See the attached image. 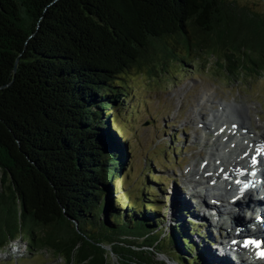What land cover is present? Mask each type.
Here are the masks:
<instances>
[{"label":"trees","instance_id":"1","mask_svg":"<svg viewBox=\"0 0 264 264\" xmlns=\"http://www.w3.org/2000/svg\"><path fill=\"white\" fill-rule=\"evenodd\" d=\"M168 42L226 79L264 75V16L234 2L0 0V249L20 240L65 264H194L189 219L165 226L153 195L128 208L113 185L129 166L112 129L125 77L152 74Z\"/></svg>","mask_w":264,"mask_h":264},{"label":"rangeland","instance_id":"2","mask_svg":"<svg viewBox=\"0 0 264 264\" xmlns=\"http://www.w3.org/2000/svg\"><path fill=\"white\" fill-rule=\"evenodd\" d=\"M226 1L264 16V0ZM178 48L181 47L169 42L168 47L158 46L153 51L152 61L155 67L152 74L147 71L142 74L132 72L125 77V82L130 87L129 98L124 103L127 111H121L120 116L116 113V123L119 126L114 124L112 129L116 130L117 137L127 144L129 166L120 174V180L115 181L113 185L119 204L126 201L128 208L135 204L134 201L140 205L143 195L149 196L150 199L153 195L155 208L159 210L158 217L163 219L165 226L173 223L177 217L181 220L189 219L195 225L192 240L198 246L195 257L199 260L206 253V239L213 235L214 231L211 229L212 232L208 233L206 229L210 231L211 227L198 217L200 214L193 204L196 199L192 198L190 193L192 189L198 191L199 187H194V184L193 187L187 186L188 176L191 175L194 165L202 167V160L208 159L207 149L214 136L207 135L206 131L211 134L208 130V125L213 120L211 114L216 115L215 110H220L221 105L224 106L219 102H235L241 105L239 108H245L248 116L250 114L247 120L251 123L252 119L264 129V75L235 82L225 78L215 66L214 59H207L204 55L200 56L201 59L197 58L198 54L195 52L187 56L179 52ZM213 51L215 54L220 53L217 47ZM177 57L185 58L186 66L172 60ZM204 94L210 96L205 97L208 102L203 99L205 110H201L197 105L202 106ZM239 108L237 107L236 112ZM198 112L201 113L197 115ZM221 123L225 124L223 120L218 124ZM252 125L253 130L250 131L257 134L258 126L253 122ZM220 127L219 125L218 128ZM119 128L123 132H120ZM259 136L264 138V134L260 133ZM206 144L208 147H205ZM213 150L211 149V152H215ZM205 200L212 202L207 197ZM183 201L189 203L193 209L184 206ZM125 205H121L123 209H127ZM206 207L208 208V205ZM242 214L243 211L240 212V215ZM210 254L211 252L208 253L207 260ZM156 260L163 264H177L165 255H158ZM207 260L204 264H212ZM0 264L65 263L46 250L28 253L25 243L17 240L0 249ZM113 264H117L115 260Z\"/></svg>","mask_w":264,"mask_h":264},{"label":"bare ground","instance_id":"3","mask_svg":"<svg viewBox=\"0 0 264 264\" xmlns=\"http://www.w3.org/2000/svg\"><path fill=\"white\" fill-rule=\"evenodd\" d=\"M203 96L202 106L197 103V107L202 108L201 110H205V108H203L204 103L208 102L205 97H209L210 95L204 94ZM203 99H206L205 102ZM219 103L224 104V106L221 105L220 110H215L216 115L211 114L213 119L211 121L212 123L209 124L211 126L209 127L207 124L211 134L204 129V131L208 133L207 135L214 136V139L211 140V144H209L210 146L207 149L209 150L208 159L202 160V167L194 165L191 175L188 176L189 182L187 185L190 187H192V184H195L197 180L207 181V183L217 181L222 184V189L220 191L208 190L204 187V194H197L198 192L194 189H192L190 193V196L196 199L193 204L200 214L198 217H200L203 222L207 223L208 227H211L210 231L209 229H206V231L210 233L214 231L212 232L213 235L206 240L205 255L201 257L202 259L196 260L194 264H196V262L204 264L210 252L211 254L207 261L212 264H262L261 260H257L255 257L253 258L250 251L264 249V230L250 228L247 226L249 224L241 220L242 217L240 212L246 209V206L241 204H244L246 200L241 196L235 199L232 193V186L227 184L225 179H236L239 176L250 178L252 176L253 169L256 168L264 156V138L259 136L260 133L264 134V129H261V126L252 119L251 123L247 120L250 114L248 116L247 111L242 107V110H244L243 112L239 108L241 105L235 102ZM237 107L239 111L236 112ZM200 113L201 112H198L197 115ZM219 113H221L220 116H217ZM192 115L194 116L196 114ZM225 118L227 119L225 120ZM221 120H223L225 124H218ZM252 122L254 125L258 126L257 134L250 131L253 130ZM243 124L247 127H244ZM219 125L221 126L220 128H218ZM205 147H208L207 144ZM220 147H222V150L226 154L219 152ZM211 149H214L213 151L215 152H211ZM211 162L215 164L213 167L210 165ZM199 189H202V186L199 185ZM238 191L241 194L264 198V188L261 191H256L249 187H242L239 188ZM190 196L189 199H191ZM205 197L212 202H207ZM201 200H203L202 203ZM186 203L187 202H184L183 205L193 209V207H190L189 203ZM229 204L235 205L233 207V212L229 215H225L222 213L224 209L223 206H228ZM207 205L208 208L206 207ZM261 207L264 209L263 204H261ZM196 209H194V211H196ZM244 239L260 240L261 246L255 247L253 244L244 246ZM232 240H234V243L231 244Z\"/></svg>","mask_w":264,"mask_h":264},{"label":"built area","instance_id":"4","mask_svg":"<svg viewBox=\"0 0 264 264\" xmlns=\"http://www.w3.org/2000/svg\"><path fill=\"white\" fill-rule=\"evenodd\" d=\"M17 242V241H16ZM15 258H17V257H21V256H14Z\"/></svg>","mask_w":264,"mask_h":264},{"label":"snow or ice","instance_id":"5","mask_svg":"<svg viewBox=\"0 0 264 264\" xmlns=\"http://www.w3.org/2000/svg\"><path fill=\"white\" fill-rule=\"evenodd\" d=\"M262 256H264V253H261Z\"/></svg>","mask_w":264,"mask_h":264},{"label":"water","instance_id":"6","mask_svg":"<svg viewBox=\"0 0 264 264\" xmlns=\"http://www.w3.org/2000/svg\"><path fill=\"white\" fill-rule=\"evenodd\" d=\"M169 263V262H168Z\"/></svg>","mask_w":264,"mask_h":264}]
</instances>
